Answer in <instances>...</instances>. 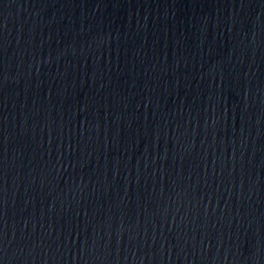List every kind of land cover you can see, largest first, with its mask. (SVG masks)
<instances>
[{"label":"water","instance_id":"water-1","mask_svg":"<svg viewBox=\"0 0 264 264\" xmlns=\"http://www.w3.org/2000/svg\"><path fill=\"white\" fill-rule=\"evenodd\" d=\"M0 264H264V0H0Z\"/></svg>","mask_w":264,"mask_h":264}]
</instances>
